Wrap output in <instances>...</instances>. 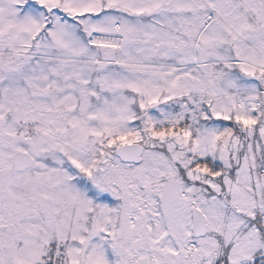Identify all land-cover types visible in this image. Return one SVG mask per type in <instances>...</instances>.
I'll return each mask as SVG.
<instances>
[{
	"label": "snow or ice",
	"instance_id": "snow-or-ice-1",
	"mask_svg": "<svg viewBox=\"0 0 264 264\" xmlns=\"http://www.w3.org/2000/svg\"><path fill=\"white\" fill-rule=\"evenodd\" d=\"M0 264H264V0H0Z\"/></svg>",
	"mask_w": 264,
	"mask_h": 264
}]
</instances>
